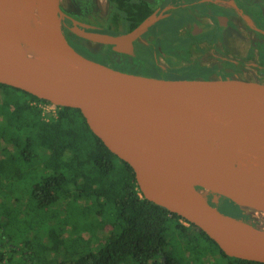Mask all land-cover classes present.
<instances>
[{
    "label": "trees",
    "instance_id": "obj_1",
    "mask_svg": "<svg viewBox=\"0 0 264 264\" xmlns=\"http://www.w3.org/2000/svg\"><path fill=\"white\" fill-rule=\"evenodd\" d=\"M108 1L114 31L119 24L129 31L152 12L148 0ZM0 89L1 118L25 138L21 160L29 171L41 162L27 203L0 196V264H264L226 255L198 226L145 198L134 169L93 133L80 109L58 106L45 119L39 104L49 101L3 83ZM18 142L0 139V160ZM7 167L0 162V178L11 173ZM222 198L235 217H246ZM10 205L19 209L15 217ZM86 223L90 233L80 229Z\"/></svg>",
    "mask_w": 264,
    "mask_h": 264
},
{
    "label": "water",
    "instance_id": "obj_2",
    "mask_svg": "<svg viewBox=\"0 0 264 264\" xmlns=\"http://www.w3.org/2000/svg\"><path fill=\"white\" fill-rule=\"evenodd\" d=\"M58 21L65 16L60 0H52ZM12 8L16 10L15 0ZM7 0H0V83L21 89L57 106L80 109L88 126L104 145L135 171L137 183L145 198L195 224L231 257L264 262V193L253 181L260 172L244 171L226 154L212 147L214 138L204 127L189 123L170 111L169 97L228 116L248 118L246 110L264 119V81L229 78H204L181 75H142L122 71L99 63L72 49L65 56L76 57L99 68L96 83L82 90L76 78H57L51 70L33 60L25 44L12 29L7 18ZM155 13L134 29L120 34L88 31L77 26L73 32L80 38L111 45L117 52L134 54V41L153 24ZM81 26L90 27L86 23ZM167 121V122H166ZM140 126L145 140L127 143L122 134ZM234 128V127H231ZM182 130V153L173 155L176 130ZM190 132L208 144L190 146ZM201 161L214 179L203 180L191 169ZM162 168V176L153 173ZM234 188L239 189L260 212L261 220H245L218 210L207 194L223 195L237 202ZM202 199L212 216L205 218L198 207ZM238 203V202H237ZM251 238L258 248L241 249L242 237Z\"/></svg>",
    "mask_w": 264,
    "mask_h": 264
},
{
    "label": "flooded vegetation",
    "instance_id": "obj_3",
    "mask_svg": "<svg viewBox=\"0 0 264 264\" xmlns=\"http://www.w3.org/2000/svg\"><path fill=\"white\" fill-rule=\"evenodd\" d=\"M148 1L152 6L150 15L155 13L159 18L134 41V54L114 51L109 45L116 55L148 57V63L142 60L141 72L134 73L264 81V0ZM60 8L65 13L60 21L63 33L86 57L97 53L87 48L90 44H103L78 37L72 30L76 26L73 19L79 28L88 31L127 32L122 24L117 31L109 28L113 7L108 0H60ZM102 10L109 11L107 16ZM95 61L107 65L103 59ZM107 61L117 65L113 59ZM244 219L258 221L262 217L246 215Z\"/></svg>",
    "mask_w": 264,
    "mask_h": 264
},
{
    "label": "bare ground",
    "instance_id": "obj_4",
    "mask_svg": "<svg viewBox=\"0 0 264 264\" xmlns=\"http://www.w3.org/2000/svg\"><path fill=\"white\" fill-rule=\"evenodd\" d=\"M40 1L43 4L39 2L42 5L40 9L42 15L40 18H36L41 20L44 16L45 20L48 19L44 22L41 20L36 24L34 17L39 11L35 15H32L35 22L32 21V16L28 12L35 4L34 0H24L23 3H18V0H16V10L12 8V4H14L13 0H7L6 14L12 29L18 38L24 42L28 55L43 67L51 70L55 77L76 78L82 90L90 89L98 79L100 74L99 68L82 60L79 55H76L75 58L65 56L70 51L68 46H72V44L62 34L58 17L52 9V0ZM20 21L27 24L33 33L41 35L40 41H37L38 45L35 49H33L34 47H29L30 45L26 43L25 36L27 34L25 35L24 32L26 30H22ZM43 23H49V28H46L48 31L42 29ZM169 101L172 106L170 111L179 115L189 123H196L204 127L214 137L211 140L212 147L226 154L244 171L252 172L258 169H264V119H261L257 114L248 110H246L248 118H244L239 114L236 116L221 115L198 105L183 103L175 96L169 97ZM122 137L127 143H141L145 140L144 132L140 126L132 127L131 131L123 133ZM190 137V146L193 148H204L208 146V144L201 141L199 136L191 132ZM181 140L182 130L177 129L176 143L171 146L170 153L173 155L182 153ZM191 169L203 180L214 179L211 171L201 161L192 164ZM152 171L154 174L160 177L162 176L161 167H153ZM253 181L264 193V170L263 173H257L253 177ZM234 197L240 205L253 207L248 198L237 188H234ZM197 203L201 214L205 218L212 216L210 208L202 199H198ZM249 248L255 249L258 246L251 238L243 236L241 249Z\"/></svg>",
    "mask_w": 264,
    "mask_h": 264
},
{
    "label": "rangeland",
    "instance_id": "obj_5",
    "mask_svg": "<svg viewBox=\"0 0 264 264\" xmlns=\"http://www.w3.org/2000/svg\"><path fill=\"white\" fill-rule=\"evenodd\" d=\"M23 1L24 0H18V3H23ZM39 2H40V4H42L40 0H38V1L34 0V3L35 4L37 3L38 5L36 4L37 5L36 6L34 4V6L31 7L32 10L30 9V11H28L31 16L35 15L37 13V11H39L38 12L39 14L37 13V15L34 17V20L36 19L35 20L36 22L33 20V16L31 17L32 21L35 22L36 24H38L39 21H41V20L44 22L48 19L47 18L45 20V18L43 16V18H41V20H39L40 16L42 15V12H40V9H41V6L43 5V4L40 5ZM15 3H16V0H15ZM102 7L105 10V5L102 4ZM34 10H35V12H34ZM102 12H103V10H102ZM108 12L109 11H104L103 13L107 16ZM36 17H39V18H36ZM20 24H21L22 30L23 31H24V29L26 30V31H24L25 35L27 34L25 36V38L27 40L26 43L28 45H30L29 47H31V48L34 47L33 49H35L38 45L37 41H40L41 35L33 33L31 31V29L29 28V26L27 24L23 23V21H20ZM48 24L43 23L42 29L46 30V28H49ZM59 25H61L60 21H59ZM26 26H28V27H26ZM24 27H26V28H24ZM29 29H30V31H29ZM60 29L62 31V34L67 39L65 33H63L62 26H60ZM46 31H48V29ZM90 45H91V47H87V46L86 47L89 48L90 50H93L94 52L96 51L98 54L97 53H95L94 55L87 54L88 58L95 59V60H102L103 59L104 63H107V65H109L113 68L122 70V71H127V72H132V73H134V72L140 73L141 71L139 70V68H140L141 63H143V62L148 63V61H147L148 57H144V59H143V58L130 57L127 55L126 56L125 55H116L111 51V49L109 48V45H102V46H99L96 44H90ZM71 47L75 51L79 52V50L77 48H75L73 46H71ZM101 53H102V55H104V57H101ZM108 58L115 60L117 65L109 63L107 61ZM142 60H143V62H142ZM146 71H148V70H146ZM147 75H150V74H147ZM255 79H257V78H255ZM259 79H261V78H259ZM3 93H4V91L2 89H0V112H3L5 109V102L6 101H4L5 97H4ZM12 94L16 95V92H13ZM0 131H1L0 132V139L2 140L1 144H3V138L7 139V140H9V138H10L14 142L19 141L18 143L20 144L18 151L14 150L16 148L13 149L14 145L12 147L8 146L5 157H1L0 162L1 163L2 162L7 163L8 167L6 168V170L7 171L12 170V171H11V173H7L4 177L0 178V196L4 195L7 198V202H10L9 201L10 199H15L16 197H20L22 202L25 203L26 201H28V198H29V195L31 192V186H32V183L34 182V174H36L37 172L40 171V163L41 162L36 161L34 166H32V168H31L32 171H29L30 169L27 168L28 166H26V164H25L26 162L24 163V161L21 160L22 156L19 152V151H21V147L25 146V141H24L25 138H24V136L17 134L18 131H16L14 124H10V122H8V120L4 121L3 118H1V113H0ZM2 132H3V134H2ZM263 156H264V154H263ZM259 170H260V172L263 173L264 169L263 170L259 169ZM0 174H1V171H0ZM207 197H208L209 202L212 205H214L218 210H220L221 212H224L226 214L234 216L231 212L230 204H228L223 199L221 201L220 195H215V194L211 195V193H209V194H207ZM229 199L232 200L236 205H238V207L240 208V210L242 211V213L244 215L250 216L252 218L262 217L260 212L257 211L255 208L240 205L235 200H233L231 198H229ZM10 206H13V205H10ZM6 211H7L8 215H10L11 217H13V216L15 217L18 214L19 209L15 208L14 206L13 207L8 206ZM8 215H7V217H8ZM11 219H13V218H11ZM69 226L72 227V225H69ZM80 229L83 232L85 231V233H90L93 230L92 226H90L89 223L84 224L83 227H80Z\"/></svg>",
    "mask_w": 264,
    "mask_h": 264
},
{
    "label": "built area",
    "instance_id": "obj_6",
    "mask_svg": "<svg viewBox=\"0 0 264 264\" xmlns=\"http://www.w3.org/2000/svg\"><path fill=\"white\" fill-rule=\"evenodd\" d=\"M39 106L42 109V114L45 117V119H48L50 115L56 116L58 109V106L56 104L51 102L49 103L42 102L39 104Z\"/></svg>",
    "mask_w": 264,
    "mask_h": 264
}]
</instances>
